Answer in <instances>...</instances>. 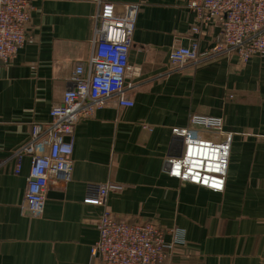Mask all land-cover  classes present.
Masks as SVG:
<instances>
[{
  "label": "crops",
  "instance_id": "0c3cea01",
  "mask_svg": "<svg viewBox=\"0 0 264 264\" xmlns=\"http://www.w3.org/2000/svg\"><path fill=\"white\" fill-rule=\"evenodd\" d=\"M102 2L137 6L128 54L134 104L110 99L78 120L70 178L50 183L43 211L30 214L23 206L30 159L24 156L15 174L13 155L29 142L32 124L46 122L61 102L74 65L89 59ZM188 2L30 0L29 38L0 60V264H99L90 246L105 211L181 231L184 240L166 264H264V115L242 106L264 103V56L241 62L218 49V21H201ZM194 41L201 59L167 64L172 47ZM192 115L219 116L233 133L222 192L166 173L165 159L177 147L171 128ZM88 183L121 188L92 204L84 201Z\"/></svg>",
  "mask_w": 264,
  "mask_h": 264
},
{
  "label": "built area",
  "instance_id": "2783aa9c",
  "mask_svg": "<svg viewBox=\"0 0 264 264\" xmlns=\"http://www.w3.org/2000/svg\"><path fill=\"white\" fill-rule=\"evenodd\" d=\"M189 7L201 21L215 18L220 25L219 48L233 52L242 61L264 56V0H189ZM30 0H0V60L8 61L28 40ZM136 5L121 8L111 2L100 4L93 49L89 59L74 65L60 103L51 107L46 122L31 126L30 140L15 151L13 172L21 170L22 158L29 156L30 167L23 206L30 214L44 209L50 183L67 181L72 169L74 126L94 114L108 100L131 107L127 90L133 68L128 61L135 27ZM198 31V26L191 28ZM203 56L196 41L174 46L167 58L169 66L182 67ZM176 152L165 159L166 173L213 192L224 190L233 133L223 129L219 116L192 115L186 126L171 128ZM114 183H88L84 201L101 204ZM98 238L90 246V257L99 264H166L176 244L183 242L178 229L166 231L156 219L142 222L116 219L103 212L96 223ZM171 237L166 240V235Z\"/></svg>",
  "mask_w": 264,
  "mask_h": 264
},
{
  "label": "rangeland",
  "instance_id": "374dc122",
  "mask_svg": "<svg viewBox=\"0 0 264 264\" xmlns=\"http://www.w3.org/2000/svg\"><path fill=\"white\" fill-rule=\"evenodd\" d=\"M240 61V60H239ZM242 62V61H241ZM254 100L256 101V102H253V103H246V104H244V105H242V106H244L246 109H250L249 111H248V113L250 112V113H252V114H255V112L257 113V111H254L253 112V110L254 109H257L258 107H260V108H263V111L261 112V115H264V103L263 102H258L257 100H259L258 98H254ZM260 103H262V104H260ZM260 115V116H261Z\"/></svg>",
  "mask_w": 264,
  "mask_h": 264
}]
</instances>
